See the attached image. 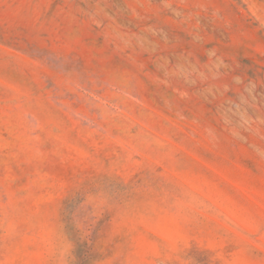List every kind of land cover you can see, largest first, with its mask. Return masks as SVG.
I'll return each mask as SVG.
<instances>
[{"label": "rangeland", "instance_id": "1", "mask_svg": "<svg viewBox=\"0 0 264 264\" xmlns=\"http://www.w3.org/2000/svg\"><path fill=\"white\" fill-rule=\"evenodd\" d=\"M0 264H264V0H0Z\"/></svg>", "mask_w": 264, "mask_h": 264}]
</instances>
